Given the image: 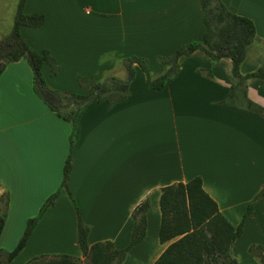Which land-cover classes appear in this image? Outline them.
<instances>
[{
	"label": "crops",
	"instance_id": "1",
	"mask_svg": "<svg viewBox=\"0 0 264 264\" xmlns=\"http://www.w3.org/2000/svg\"><path fill=\"white\" fill-rule=\"evenodd\" d=\"M234 13L253 20L257 39L246 48L240 71L264 66V0H222ZM0 17V38L12 27ZM25 13H42L39 27L21 35L35 50L46 49L42 74L50 88L82 95L97 82L126 80L122 59H148L152 77L168 65L157 59L204 36L200 0H26ZM127 95L113 102L91 100L75 123L68 189L60 188L70 151L71 124L56 115L33 89L25 59L10 62L0 75V192L9 206L0 248L11 250L45 200L60 189L37 221L23 249L9 264L67 254L83 259L77 215L88 227L87 242L109 240L125 247L132 212L148 203L143 240L120 264H153L168 242H160V195L164 186L200 176L204 190L241 234L230 246L239 264H261L249 248L264 251V115L234 107L232 60L210 61L201 50L178 58L177 70L160 89L147 84L134 64ZM78 76L89 77L85 84ZM247 97L264 107V80L245 81Z\"/></svg>",
	"mask_w": 264,
	"mask_h": 264
},
{
	"label": "trees",
	"instance_id": "2",
	"mask_svg": "<svg viewBox=\"0 0 264 264\" xmlns=\"http://www.w3.org/2000/svg\"><path fill=\"white\" fill-rule=\"evenodd\" d=\"M26 0H18L10 32L0 38V75L10 62L25 59L33 73V89L44 103L58 116L71 124L69 135L70 151L63 167V179L60 188L68 189L70 157L76 119L91 100L113 102L123 99L134 77L133 65H138L146 75L147 84L154 89L164 87L177 70L178 58L195 50L203 51L210 61L228 57L232 60V73L236 84L229 94L230 104L234 107L264 115V107L247 97L245 81L249 77L264 80V66L256 71L242 74L240 66L246 54V48L257 39L256 27L252 19L232 12L222 0H200L205 25L201 40L191 41L169 56L157 59L168 65L159 76L152 77L148 59L139 55H130L122 59L126 69V80L111 77L110 80L95 83L89 94L70 93L50 88L42 74V66L48 63L57 69L55 60L46 49H33L22 37L23 26L39 27L44 23L42 13H25ZM89 77L78 76V82L85 84ZM98 91L95 93V90ZM60 189L50 195L38 214L26 221L23 234L11 250L0 248V264H9L23 249L44 211L52 205ZM77 215V240L83 259L67 254L41 256L29 260L26 264H120L127 251L140 243L145 235V213L148 203L145 200L132 212L133 228L129 243L117 248L113 242L98 241L88 244V227L84 223L76 202L69 193ZM161 223L160 242H169L153 264H239L230 254V246L241 234L243 223L252 211L249 204L242 221L231 224L220 212L217 203L204 190L202 179L195 176L186 182H177L164 186L160 195ZM9 206V195L0 192V236L4 228ZM249 251L264 264L263 246L254 245Z\"/></svg>",
	"mask_w": 264,
	"mask_h": 264
},
{
	"label": "rangeland",
	"instance_id": "3",
	"mask_svg": "<svg viewBox=\"0 0 264 264\" xmlns=\"http://www.w3.org/2000/svg\"><path fill=\"white\" fill-rule=\"evenodd\" d=\"M14 0H0V17H3L7 22L10 17V9L14 5Z\"/></svg>",
	"mask_w": 264,
	"mask_h": 264
},
{
	"label": "water",
	"instance_id": "4",
	"mask_svg": "<svg viewBox=\"0 0 264 264\" xmlns=\"http://www.w3.org/2000/svg\"><path fill=\"white\" fill-rule=\"evenodd\" d=\"M98 91V89L95 90V93Z\"/></svg>",
	"mask_w": 264,
	"mask_h": 264
}]
</instances>
